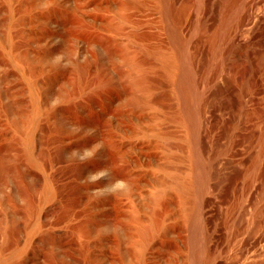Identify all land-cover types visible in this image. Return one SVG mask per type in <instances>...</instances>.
<instances>
[{
    "label": "rangeland",
    "instance_id": "374dc122",
    "mask_svg": "<svg viewBox=\"0 0 264 264\" xmlns=\"http://www.w3.org/2000/svg\"><path fill=\"white\" fill-rule=\"evenodd\" d=\"M226 3L223 35L218 0H170L206 77L192 136L159 0H0V264H192L171 180L194 142L212 167L202 264H264V0Z\"/></svg>",
    "mask_w": 264,
    "mask_h": 264
},
{
    "label": "bare ground",
    "instance_id": "6f19581e",
    "mask_svg": "<svg viewBox=\"0 0 264 264\" xmlns=\"http://www.w3.org/2000/svg\"><path fill=\"white\" fill-rule=\"evenodd\" d=\"M218 3L220 4V8L222 12L221 13L222 18L221 21H219V23L220 22L222 23L220 24L221 27L219 26L220 27L219 29L221 28L223 29L221 30H222V34L224 35L226 31L231 30L233 28L236 29L237 27V23L235 19L236 15L226 14L224 12V9L226 8L227 5L226 0H221V2H219L218 0ZM159 4H160L162 17L164 18V21L167 24V30L169 32V37L171 40V50H169L171 54L168 56L167 55L164 56L163 61L166 62L169 69L171 67L173 68L172 70H170V75H172L173 92L176 96L177 106L179 110L178 120L180 124L184 127L186 132L189 133L190 135L192 134L193 136L194 130L197 129V126L200 124V120H197L199 118L198 109L200 106L202 96L204 94V86L199 84V81L201 80V77L199 76L200 72H198V70H196L193 67L190 57L188 55V50L186 49V45L184 41L178 37L179 35L177 34L174 28L171 7H170V0H159ZM215 9L217 11L216 6ZM261 15L258 16L263 19L264 14L262 16ZM214 19L215 18H213V20ZM261 20H259L258 18V21ZM241 41H238L239 43L234 42L235 44L232 43L233 46L232 44L231 45L228 44L229 46H232L230 47L232 48L231 49L232 52H230L229 49V51H226V53L230 52L229 55L231 60L244 61L245 63V59L247 58V52H246L247 44L245 43L246 41L243 42L246 45L243 44ZM224 57L226 58V55H224L223 51L222 50L220 51V48L217 47V49H215V51L213 52L212 56L209 59L210 60L209 62H211L209 63V65L211 64L210 68L214 66H218L221 63L219 67L223 65V69H224V64H223V61L225 62ZM230 65L232 66L233 64ZM243 65H242L243 69L241 70H243L242 72L244 76H246L247 78L250 75V71L247 72L248 67L246 68V65H244L245 67H243ZM204 74H207V72L204 71ZM205 79L206 77L204 76L203 80L201 81L203 82ZM217 105L218 104L214 106ZM215 108L216 107H214V110ZM214 112H212L211 114H213ZM154 131L155 130L152 129L151 131V133H153L152 135H155ZM155 137H158V135H155ZM193 145H194V149H192L191 155L189 154L186 155L183 153L178 155L177 161L184 165V169L182 171V174H178L177 176L176 174L174 175L173 179L171 180V184L174 186V188L178 191V194L180 195V197H176V198L179 205L181 206V210H183L184 208L183 216L187 222L189 229L190 258L192 264H202L205 254L207 253V248H209V244H210V235L208 233L206 217L202 208L204 206V201L206 200L204 197V193L207 188L208 179L212 172V167L210 163L204 161L201 158L198 150L199 147H197L196 142H194ZM158 185L160 184L158 183ZM190 195L191 197H189ZM208 200L210 199L208 198Z\"/></svg>",
    "mask_w": 264,
    "mask_h": 264
}]
</instances>
